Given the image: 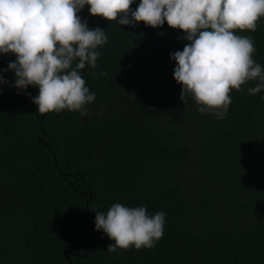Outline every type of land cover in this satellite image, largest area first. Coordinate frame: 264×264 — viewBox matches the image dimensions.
<instances>
[{
    "label": "trees",
    "instance_id": "1",
    "mask_svg": "<svg viewBox=\"0 0 264 264\" xmlns=\"http://www.w3.org/2000/svg\"><path fill=\"white\" fill-rule=\"evenodd\" d=\"M78 15L108 37L79 70L96 93L87 115L41 114L38 88L3 73L0 264H264V90L247 92L258 81L229 93L223 119L201 113L173 76L183 30ZM236 32L264 65V16ZM13 59L0 54V69ZM116 202L166 213L154 247L107 250L95 215Z\"/></svg>",
    "mask_w": 264,
    "mask_h": 264
},
{
    "label": "clouds",
    "instance_id": "2",
    "mask_svg": "<svg viewBox=\"0 0 264 264\" xmlns=\"http://www.w3.org/2000/svg\"><path fill=\"white\" fill-rule=\"evenodd\" d=\"M134 2L0 0V54L15 55L0 69V84L9 83L3 73L12 71V87L38 88L31 96L37 112L67 109L87 115L96 93L79 70L96 66L98 47L108 39L104 28L89 27L87 19L78 15L87 5L90 14L119 25L143 21L158 28L166 21L183 30L182 38L188 43L169 54L176 61L173 76L181 85V101L186 104L190 97L201 113L212 112L223 119L232 101L229 93L248 81H258L247 88L249 94L264 90V65L253 58L254 41L236 32L256 30L264 16V0H139L133 9ZM165 216L162 210L149 214L143 205L116 202L106 212L96 211L95 229L112 241L109 252L152 248L162 237Z\"/></svg>",
    "mask_w": 264,
    "mask_h": 264
}]
</instances>
